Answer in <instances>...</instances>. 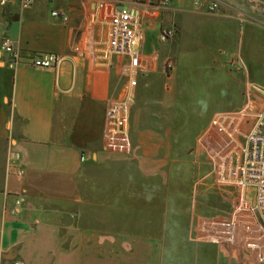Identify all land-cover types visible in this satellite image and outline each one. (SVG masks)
I'll use <instances>...</instances> for the list:
<instances>
[{"label": "crops", "instance_id": "1", "mask_svg": "<svg viewBox=\"0 0 264 264\" xmlns=\"http://www.w3.org/2000/svg\"><path fill=\"white\" fill-rule=\"evenodd\" d=\"M159 3L0 5V264H248V252L249 261L264 264L254 190L232 183L221 163L186 191L169 189L178 182L167 178L168 165L181 163L182 148L180 156L175 150L189 138L182 123L209 113L211 124L225 112L212 107L225 100L237 99L238 110L262 102L264 0ZM128 5L144 20L133 26L130 45L137 67L129 52L110 50L114 21ZM54 9L69 20L54 17ZM173 27L176 36H166ZM6 36L24 54L58 53L63 61L13 69L1 49ZM205 73L200 94L191 81ZM129 84L136 92L130 133L114 137L108 109ZM209 129L196 135L212 141L200 151L207 160L196 162L205 171L215 164L208 160L216 147ZM17 153L22 177L7 171ZM16 195L22 204L11 214ZM226 233L225 244H217L214 237Z\"/></svg>", "mask_w": 264, "mask_h": 264}, {"label": "built area", "instance_id": "2", "mask_svg": "<svg viewBox=\"0 0 264 264\" xmlns=\"http://www.w3.org/2000/svg\"><path fill=\"white\" fill-rule=\"evenodd\" d=\"M12 0H0V5L5 6ZM23 8L33 4L35 0H18ZM54 1V0H50ZM117 3L128 2L137 4L138 0H113ZM150 1V0H149ZM171 0H160L159 7L167 8ZM218 2L209 7V12H216ZM52 15L64 21L69 19L66 11L54 9ZM144 20L135 8L128 5L122 7L114 21V37L110 41V50L125 54L129 52L132 63L137 67L139 54L131 49L130 45L136 34L133 26H143ZM165 35L171 38L176 36V28H168ZM1 49L8 55V65L15 69L21 65L29 64L33 67L52 69L63 61V55L58 53L34 52L28 58L23 57L24 53L16 41L6 36L1 41ZM135 70V69H134ZM135 72H137L135 70ZM257 89L263 96L260 104L250 106L242 111L217 114L212 125L219 128L220 138L218 154L220 163L231 175L228 177L232 183L251 192L254 190L256 201L252 206L255 216L259 214L261 223L264 225V87ZM134 88L131 84L121 100L112 104L108 109L109 133L114 137H125L128 135L130 124V106L134 102ZM215 131V130H214ZM216 136V133L214 134ZM237 150L241 151L238 154ZM224 157L222 161L221 158ZM21 154L17 153L9 159L7 171L19 177L24 175L20 166ZM22 196L16 195L14 207L6 209L11 214H17L22 204ZM16 264H24L17 262Z\"/></svg>", "mask_w": 264, "mask_h": 264}, {"label": "rangeland", "instance_id": "3", "mask_svg": "<svg viewBox=\"0 0 264 264\" xmlns=\"http://www.w3.org/2000/svg\"><path fill=\"white\" fill-rule=\"evenodd\" d=\"M69 20V19H68ZM234 63V62H233ZM209 75L207 73L205 74H201L200 76H193V79L191 81V83L193 84L191 86V88H193V90H195V88L197 87V89L199 90L200 94H205L206 91L203 90V87H206L205 85L208 84V79ZM218 91L215 92V94H217ZM134 101L136 100V92L134 94ZM141 102V101H140ZM134 102H132L131 106H130V124L131 125V112H132V106H133ZM248 108L247 105L244 106L243 108H240L239 110L242 111L243 109ZM239 108V101L236 99L234 101L228 102L227 100H225L224 102H222V105L219 106H213L212 109H220L223 110L225 112L222 113H232L233 111L238 112ZM242 109V110H241ZM229 110V111H228ZM231 111V112H230ZM221 113V112H220ZM219 114V113H218ZM210 120H211V115L209 113H206L202 116L199 117V119L197 121H193L192 123H182V127L184 131H187V135L189 138H185L181 141L179 148H177L175 150L176 154L178 156H180V147L182 148V157L180 156L181 159V163H173V164H169L168 168H167V178L177 181L178 182V186L175 188H169L172 191L174 190H182L184 189V191L189 190L191 183L193 180L195 179H200V178H205V174L206 172H209L212 170L217 173L218 169H219V163H220V159L218 160V155L216 154L218 149H219V139L220 138V131L219 128L217 126H219V124H217L216 127H214V125H212V122L210 124ZM210 125V129H209V133H211L212 138H214V142L216 143V147L213 145L212 146V150L214 147V158H211V155H209V162L215 163L212 164L210 169H206V171L204 170V168H199V166L196 164V162H200L205 160H207V156L205 157L200 151L203 150L204 148H208L209 147V143L212 144L211 139L207 142L206 138H201L199 140L196 139V135L198 133H200L203 129L207 128ZM178 126V124H177ZM220 127V126H219ZM215 130V131H214ZM130 133V128L128 131V134ZM216 133V136L214 135ZM128 136V135H127ZM125 136V137H127ZM206 144V145H205ZM202 147V149H201ZM203 152V151H202ZM241 151L237 150V153L239 155ZM216 155V156H215ZM217 166V167H216ZM197 168V174H194V169ZM199 168V169H198ZM222 169H220V172ZM225 176H227V174L229 173L228 170H225ZM228 172V173H226ZM214 172L212 174V177L214 176ZM215 177V176H214ZM218 178H222V176L219 174ZM173 195V194H171ZM184 195H189V194H184ZM237 201V199H236ZM255 201H256V197H255ZM187 227L184 228L183 230V235L181 236V241L179 242L178 246L181 247H185L186 245V241L187 238L185 236ZM182 231V230H181ZM215 241L218 242L217 244L223 245L224 242H226L228 240L227 237V233L226 235L220 234L214 237ZM210 239V236H209ZM225 244V243H224ZM173 245V244H172ZM169 246V245H168ZM192 246V245H191ZM170 254V252H168V255ZM173 255V253H171ZM249 252H248V257L251 259V257L249 256ZM248 258V264H256V261H249ZM183 260H185L183 258ZM172 261L171 259H169V262Z\"/></svg>", "mask_w": 264, "mask_h": 264}, {"label": "trees", "instance_id": "4", "mask_svg": "<svg viewBox=\"0 0 264 264\" xmlns=\"http://www.w3.org/2000/svg\"><path fill=\"white\" fill-rule=\"evenodd\" d=\"M31 53L24 54L23 57L28 58Z\"/></svg>", "mask_w": 264, "mask_h": 264}]
</instances>
